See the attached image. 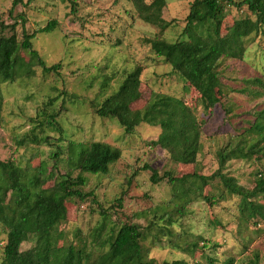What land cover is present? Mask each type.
Returning <instances> with one entry per match:
<instances>
[{"label":"rangeland","instance_id":"374dc122","mask_svg":"<svg viewBox=\"0 0 264 264\" xmlns=\"http://www.w3.org/2000/svg\"><path fill=\"white\" fill-rule=\"evenodd\" d=\"M74 1L71 12L68 0H31L29 4L27 0H0V19L9 27L17 23L5 35L15 33L21 41L19 16L24 17L26 32L35 34L32 46L46 66L59 65L49 72L32 66L28 76L0 83V161L43 167L44 188H50L68 170L65 148L69 142H102L121 153L106 174H82L86 184L80 190L92 194L65 202L66 219L58 226L64 238L59 244L85 245L94 259L107 250V242L123 224L132 223L150 233L142 245L152 264L177 259L187 264L204 262L202 254L214 257V264H264V221L243 220L239 198L225 193L217 178L202 188L208 201L193 200L181 214L175 210L170 183L150 178L152 170L159 177L169 172L180 178L193 171L210 177L219 169L217 152L223 147L258 140L264 146V138L249 131L264 107V30L247 41L241 60L221 62L220 102L205 112L195 90L145 43L155 36L168 42L180 39L193 0H166L162 17L170 26L163 31L142 22L127 0ZM226 11L223 29L247 16L244 8L227 6ZM52 20L57 22L54 30L38 34ZM20 55L27 61L24 52ZM136 66L142 67L141 97L131 105L133 110H142L152 94H164L182 99L203 120L195 165L174 163L165 150L152 145L160 133L157 127L142 123L126 134L116 120L95 114L102 100ZM51 114L57 115L56 126L37 127L44 115ZM41 129L42 136L50 137L48 143L16 145L18 139L40 135ZM222 172L251 189L258 175L264 177V150L249 159L226 161ZM77 174L72 171L73 177ZM257 201L264 206V198ZM164 213L172 221L169 225L156 219ZM4 244L5 233L0 229V261ZM31 246L26 241L21 250Z\"/></svg>","mask_w":264,"mask_h":264},{"label":"trees","instance_id":"16d2710c","mask_svg":"<svg viewBox=\"0 0 264 264\" xmlns=\"http://www.w3.org/2000/svg\"><path fill=\"white\" fill-rule=\"evenodd\" d=\"M30 1L27 0V4ZM68 1L73 12L75 1ZM127 1L142 22L160 31L170 26V22L162 17L166 0ZM227 6L239 10L244 8L247 16L234 19L223 29ZM19 20L22 22L21 41H18L15 33L5 35L6 30H14L17 23L9 27L0 19V83L15 82L22 74L28 76L32 66H39L44 72L55 71L59 66H46L32 46L35 34L26 32L24 17L19 16ZM56 26V21H48L37 32L50 33ZM263 30L264 0H193L180 39L168 42L155 36L145 39V43L170 66L174 74L195 90L203 111L207 112L220 102L223 92L218 70L221 62L241 60L247 49V41ZM21 51L27 55V61L20 55ZM141 72V66L127 72L118 89L102 100L95 114L99 118L116 120L126 134H132L142 123L157 127L160 133L152 145L165 150L174 163L195 165L201 150L203 120L199 121L182 99L164 94H152L142 110H133L131 105L141 97ZM56 116L44 115V122L37 127L56 126ZM249 131L264 138V107ZM43 132L41 129L40 135L33 133L18 139L16 145L48 143L50 137L42 136ZM259 144L260 140L247 145L240 141L235 146L227 145L218 150L219 169L210 177L201 176L196 171L180 178H173L169 172L159 177L152 170L150 178L155 183L165 179L170 183L174 207L180 214L193 200L208 201L202 188L217 178L225 193L239 198L238 210L243 220L264 221V206L257 201L260 197L264 198V177L258 175L254 186L247 189L239 185L234 177L222 172L226 161L249 159L251 155L262 152L264 146L260 147ZM65 155L68 170L50 188H44L47 176L43 167H21L11 160L0 161V229L5 233L0 264H152L154 260L146 257L142 245L150 233L132 223L123 224L107 242V250L94 259H91L93 253L85 245L59 244L64 238L58 226L66 219L65 202L71 198L84 200L92 194L81 192L80 187L86 184L82 174H106L121 153L118 148L102 142L88 145L69 142ZM73 170L78 171L75 177L72 176ZM165 215L156 219L169 225L172 221ZM167 232L170 234V229L167 228ZM26 241H31L32 246L22 251L21 245ZM171 246L179 248L173 244ZM202 256L204 262L193 264H214L216 261L209 255ZM161 264L187 263L184 259H177Z\"/></svg>","mask_w":264,"mask_h":264}]
</instances>
